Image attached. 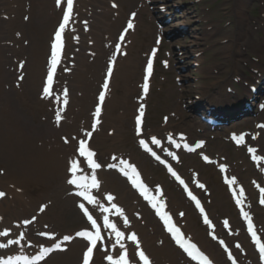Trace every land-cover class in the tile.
I'll list each match as a JSON object with an SVG mask.
<instances>
[{
  "label": "rangeland",
  "instance_id": "obj_1",
  "mask_svg": "<svg viewBox=\"0 0 264 264\" xmlns=\"http://www.w3.org/2000/svg\"><path fill=\"white\" fill-rule=\"evenodd\" d=\"M136 2L133 5L134 7ZM245 2L247 6L244 8V33L239 34V20L237 15L239 0H175V5L180 8V12L175 14L174 27L179 29L181 25L189 26L188 32L178 34L177 41L175 40V45L188 49L186 50L187 53L184 51V68H187L188 71L186 70V73L183 74L185 85L181 89L175 88L174 77L176 76V72H173L171 75L164 72L160 75V77L165 79V82H162L160 77L156 81L149 104L150 126L155 122H157V125H160V119L164 114L169 115L171 111H176L177 113V108L180 105L179 102L183 96L188 99L198 94L199 97H203L205 93L220 95L217 87L225 81V76L231 71L234 59L236 65L237 63L239 64V68H236L239 73L244 74L247 72L244 75L250 74V70H246V65L251 64L253 55L257 54L260 47H264V0H246ZM134 7L126 6L124 8L122 12L123 20L117 25L112 34L116 35L118 33L124 24V19ZM154 35L155 29L147 36V34L144 33V27H140L134 55L131 58L134 63L132 64L133 69L130 70V74L134 76L135 73V77L128 80V85L135 90V92L132 91L133 93L131 95L129 93L130 96L127 100H125V98L123 99V77L120 76V74L117 77L114 113L116 116H121L128 126L124 127L123 143L117 146H113V142L107 135V130L109 128L108 126L105 127L102 136L106 141H104L103 145L97 144L96 146L101 156H103V154L108 155L110 152L116 150L132 152V150L135 149V139L132 134V117L136 106L133 98L139 91L135 86L137 87V83L141 80L142 65L144 63L142 53L146 52L147 48L151 46ZM236 36L239 37L238 47L237 53L233 54V52L229 50V47L235 42ZM27 40L30 42L29 37ZM226 41L228 42L224 43ZM223 52L226 53L223 54ZM195 55L198 56L196 57ZM181 90L185 95L180 94ZM36 94H38V92ZM185 106H187V104ZM181 110L183 109L181 108ZM26 119L29 123L32 117ZM261 119L264 120V117ZM35 122L37 123L38 121ZM209 136L210 134H208V137ZM209 144L214 153L224 150L226 153L230 154L233 159L234 154L225 141L209 140ZM136 153L142 156L137 151ZM208 171L209 176H207L206 179L209 181L212 189L214 188L216 190L217 195L219 193L222 194L226 209L230 214L231 206L223 187L219 183V178L212 168H209ZM157 172L160 171L157 170ZM28 195L30 198L37 201L42 199L43 193L30 187L28 189ZM218 213L222 212L220 211ZM194 221L195 224L198 223L196 219H194ZM200 230L205 232L201 228Z\"/></svg>",
  "mask_w": 264,
  "mask_h": 264
},
{
  "label": "bare ground",
  "instance_id": "obj_2",
  "mask_svg": "<svg viewBox=\"0 0 264 264\" xmlns=\"http://www.w3.org/2000/svg\"><path fill=\"white\" fill-rule=\"evenodd\" d=\"M89 1V5L87 4L85 8L94 7V20L96 26H102V28H106V30L111 31L114 24H112L109 20V12L110 10L105 9L104 14H98L97 9L99 6L103 7L104 0H87V3ZM246 0H239L238 3V18H239V34H243L244 30L242 28L243 21H244V8H246L247 4L245 2ZM18 2L22 3V0H18ZM42 2H45V5L49 9V6L51 5V0H36L37 5H41ZM134 0H120V8H124V6H131ZM79 4V2H78ZM84 3H81V6ZM122 8V9H123ZM121 9V11H122ZM18 14V13H17ZM44 8L43 6L40 7V11L37 12V15H39L40 21L38 24L37 21L35 24H24L22 22H12L17 23L19 26V29H23L26 34L28 35V31L32 29L30 26L34 27L35 30L33 31V34L31 35V46L29 49H24L25 52L30 53V59L28 61V64L26 65V68L24 70H28L29 78L26 79L25 85H29L30 91L28 93V98H25V102H18L13 100V95H16V90L12 92H6L4 89L0 88V148L4 149L6 152L10 153L13 152L16 159H11L13 164L11 163L10 159H8V162L10 164V170L12 177L15 178L16 183L13 184H21L23 186L29 187V186H35V187H42L48 190V195L51 200L53 201L52 208L48 209L47 213L44 214L41 219L42 221H46L54 225V229L56 231H62V233L67 232L69 229H72L73 224L80 222L81 218L80 215L75 213L74 211L67 212L63 207H61V201H62V195H65L69 192V188L65 185V178L66 174L62 171V163L59 160V151L56 149H51V151L46 150V147H39L38 143L42 142V140H36L38 139V136L42 135V132L40 134H37L33 136L34 134L30 131H28V125L26 121H23V112L19 110V107L27 108L28 113H31L30 104H34L35 108L38 111V114L43 111V107L41 103L37 100H35L34 92L38 87L39 80L41 76H43L44 70H45V61H46V54L48 53L47 49V36L49 33V28L46 26L48 25V21L44 18ZM142 18H140L141 21ZM9 25L8 27V33L14 30V26ZM8 26V25H4ZM101 38H96L97 45L96 50L99 52V55H101V58H99V61L97 62L96 66H91L87 63V59L85 57H82V55L78 56V68H79V78L77 79L76 83L79 84L81 88H83L87 93V99L89 100L90 97H88V92L92 90L91 84L88 82V75L92 73V69L96 67H101L102 58L104 57L106 50L99 46L101 43ZM11 40V39H7ZM3 40V41H7ZM237 47H238V40H235L234 44L229 47L230 51L233 53H237ZM261 54L264 55V49L260 48ZM227 52V51H226ZM224 54V52H223ZM264 57V56H263ZM264 59V58H263ZM81 62V65H80ZM237 65H239L237 63ZM123 75L124 78H129L130 76L128 73H126V66H123ZM236 68V65H235ZM99 69V68H98ZM1 70V66H0ZM4 75V81H6L7 84L8 81H13L15 77V72H5ZM98 75V71H95V76ZM27 77V76H26ZM2 80L0 79V86L2 85ZM228 86L223 85L222 89L223 91L226 90ZM128 90L126 93L132 91V89L127 88ZM30 95V96H29ZM24 97V96H23ZM20 98V95H19ZM229 98V97H225ZM205 100H208L214 106H216V110L223 112V107L229 102H232V100H229L225 102L222 99L217 100L214 96H208L207 98H204ZM225 111V110H224ZM234 113V112H232ZM84 114V113H83ZM109 122L117 125V133L114 137L113 142L120 143L123 138V121L121 117H116L112 114L108 116ZM39 128L42 127L40 124L38 126ZM188 127V128H187ZM62 128V127H61ZM174 128L176 129H189V131L192 132V125L189 123H182L178 125H174ZM62 130V129H61ZM71 129L70 127H67L63 132H69ZM59 131L57 129L47 128L45 132L43 133V136L46 134V137L44 138H53L51 136H55L58 134ZM48 134V135H47ZM41 138V137H39ZM100 138L97 140L99 142ZM50 144V143H49ZM96 144V138L93 139L92 145L94 146ZM49 145L47 144V147ZM66 157V156H64ZM69 157V155H67ZM68 160V159H67ZM143 168L150 172L149 166L146 162H142ZM109 175V174H108ZM106 185L105 189L109 191H115L119 194V200L121 203L125 204L126 206L130 205V195L127 194V190L124 186L120 184V181H117L115 178L111 176L105 175ZM1 183V182H0ZM17 186V185H16ZM25 188V187H24ZM50 190V193H49ZM168 194L172 197V204L173 206L175 203H177L176 197H174L173 193L170 191V188L168 187ZM52 193V194H51ZM9 195H14V201L9 203L13 205H18L19 208H21L23 211H26V213L30 212L31 210H34V207L29 202L23 201V198L20 195H17L15 191H12L9 189ZM68 202L72 201V198L67 199ZM5 205V204H4ZM8 204L5 206H2L0 209V215H3L4 217V223H8L9 219L8 217L11 216L14 217L13 212H18V210H13L8 207ZM30 210V211H29ZM149 219V217H147ZM146 220V219H145ZM188 220V229L191 233H193L196 236V239L201 241V239L196 235L195 228L192 224L191 215L187 217ZM1 227V224H0ZM67 230V231H65ZM143 234L146 233L145 229H140ZM155 237L149 236L148 234H145L144 241L146 244V248L154 255L156 259H159L161 256H163L166 259H169L173 264H177L178 258L176 253L168 248L167 243L163 248H157L154 246ZM81 242H75L72 246L71 252H67L65 254H57V256L52 258L51 264H76L78 260V255L80 252ZM203 246L206 249L214 250L215 246L203 242ZM49 261V262H50ZM48 262V260H47ZM45 262L44 264H46Z\"/></svg>",
  "mask_w": 264,
  "mask_h": 264
},
{
  "label": "snow or ice",
  "instance_id": "obj_3",
  "mask_svg": "<svg viewBox=\"0 0 264 264\" xmlns=\"http://www.w3.org/2000/svg\"><path fill=\"white\" fill-rule=\"evenodd\" d=\"M56 6L59 8L61 7V0H56ZM73 7H74V0H66V9L63 10V17H62V22L58 25L57 30L54 32L53 37L50 40V61H49V67H48V72H47V78L46 82L43 86L42 89V99L44 100H54L55 104L59 105L58 108L55 110V123L57 125L60 124L61 119H62V111L64 110V107L68 104V91L67 89L63 90V99H61V95L57 94L53 90V84H54V76L57 71L58 65L61 63L62 59V51L64 48V40H63V35L65 33V30L67 26L69 25V21L73 16ZM113 8L117 7V5L114 3L112 5ZM135 14H133V17ZM29 19V17H25V20ZM85 30H87V22L85 21ZM133 28V23L131 21L128 22L126 29L124 30V33L126 34L129 29ZM125 34H121L119 37V41L122 43L125 40ZM21 35L20 33H17V36ZM78 39V37L76 38ZM27 43V42H25ZM121 43H117L115 46V51L118 54H126L121 52ZM152 56H155V50L152 52ZM115 62V56L113 57V61L109 64L106 72V78L102 84V91L99 93L98 100H99V105H103L105 98H106V93L107 90L109 89V80L113 75V64ZM21 68H23V65H20ZM153 71V62L151 59L147 62V73L150 76ZM19 79L23 80V76L18 77ZM144 92L147 93L148 91V77H145V83H144ZM97 106L95 108V112L93 113L94 116V122L91 125L92 131H88L85 133L87 138H91L93 135V132L97 129V126L100 124V117H101V107ZM143 109L140 111V115L136 118V133L137 135H142V119L141 117L143 116ZM260 127L264 128V125H260ZM240 140H243V136L239 138L237 141L238 143ZM65 143H68V139L65 138ZM139 143L141 147L148 152H151V149L148 147V144L145 142V139H140ZM152 144L159 145L160 141L158 139L152 138L151 140ZM179 146V145H177ZM187 148L188 146L185 145ZM197 148L201 147V145H196ZM189 151H194L192 148H188ZM78 154L80 157L85 158L87 161L88 166L95 171L96 169H99L101 165L94 160V157L96 156V153L92 151L89 147L88 140L87 139H80L78 143ZM250 151H252L250 149ZM151 154L160 161L161 164H164L165 162L163 160H160L159 156H156L155 152H151ZM169 155H172L169 153ZM176 157L173 156V159ZM113 159H116V157H113ZM204 159L207 161L208 157H204ZM253 159H260L259 157L253 156ZM120 168L119 171L125 175L128 180L131 181L133 187L137 188L141 194V196L144 197L145 200H147L153 209H155L157 216L163 221V224L167 231L171 234L172 238L175 240L176 244L179 245L180 248L183 249L185 253L192 259L198 261V264H211V261L208 259L207 256L203 255L196 247L195 244L187 242L184 239L183 234L180 232V229L177 228L173 223H172V217L168 215L166 212L163 211L164 209V204L160 201V199L153 195L149 197L148 192L149 189L145 186V184L141 181L140 174L137 171V169L130 163H128L125 160H120L119 161ZM80 170V163L76 159L71 160L70 166L68 168V171L71 173V176L73 178L69 179L67 182L72 185H78V180L76 179L77 172ZM169 173L175 177V179L181 184L185 186V191L188 194V197L195 202L196 208L199 209L201 215L203 216V222L206 225L211 226V221L209 220L208 215L205 213V209L201 206L200 201L192 194L191 191L188 190L187 185H185V182L180 178V176L173 171V169L169 166L168 167ZM221 171H225V168L222 166ZM227 183L229 184H235L236 181L235 179L228 180ZM78 186H83V185H78ZM200 188H204L203 184H198ZM91 188H97L98 183L96 180L95 175L92 177V183L89 186ZM156 192L160 193V196L162 197L163 193L159 187L156 188ZM261 199L260 203L261 205H264V188H261ZM79 196H82L84 200H86L89 204H96L95 198L89 194L87 191H83L78 193ZM235 196V192L233 193ZM244 195L243 189L240 190L239 196L242 197ZM5 193L0 192V197H4ZM109 201H112L114 199L113 196L109 195L107 197ZM236 204L241 207V214L244 217L245 220L248 222V231L250 232L253 241L256 243L258 246L260 258L264 260V244L260 243V239L257 236L256 231L254 230V226L251 220V217L249 216L248 212L243 210L242 207V202L239 197L236 198ZM80 209L82 210L84 216L87 217L88 221L91 223L92 227L96 229L95 234L93 235L91 232H86V231H80L76 233V236L84 238L86 241H88V246L86 248V251L83 252L82 254V264H92V259H93V250L97 246V241L101 239V234L99 230V226L97 225V222L95 219H93V216L89 214L88 209L85 207L83 203L79 205ZM113 208H115L116 212H118L120 215H123L122 211L119 208H116L115 205H113ZM45 209L44 207L40 208V211L43 212ZM101 210L104 213H107L110 211L108 208H103L101 206ZM181 216L184 214L181 213ZM25 223H30V221H26ZM124 224L125 226L128 225V220L127 218L124 219ZM225 226L228 225V221H224ZM104 226L108 229H110L116 236V244L119 245L120 249L123 251L119 254L118 259H113L111 255H107L106 259L108 261V264H129V259H128V252L127 249L125 248L124 244L122 243L124 239V233L120 230H118L117 226L109 221V218L107 215L104 216ZM8 232L4 231L0 233V236H8ZM41 235H44V233H41ZM23 236H21V239ZM213 239H216V237L213 235ZM54 239V237H53ZM73 239L71 236H64L63 241L69 242ZM130 241L135 244V247L137 249L136 255H138L139 260L142 262V264H151V261L149 257L145 254L143 250H140V243L137 238V235L133 233L131 236L128 237ZM20 241L19 240H9V244H18ZM221 244H223V241H221ZM5 247L4 244H0V248ZM239 247V245H237ZM55 249L61 250V251H66L67 249L61 248L60 244H55ZM53 251L52 248H45L41 255L37 256L35 258V261L32 262H26V264H36V261H39L43 259L44 254L49 253ZM229 258L231 259V255H229ZM0 264H13L11 260H6V261H0ZM235 264V262H233Z\"/></svg>",
  "mask_w": 264,
  "mask_h": 264
}]
</instances>
